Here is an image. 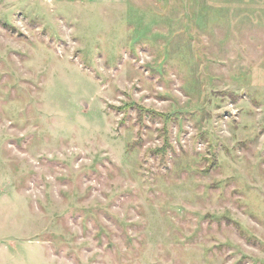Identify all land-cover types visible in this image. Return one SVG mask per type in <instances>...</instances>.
Segmentation results:
<instances>
[{
  "label": "rangeland",
  "instance_id": "rangeland-1",
  "mask_svg": "<svg viewBox=\"0 0 264 264\" xmlns=\"http://www.w3.org/2000/svg\"><path fill=\"white\" fill-rule=\"evenodd\" d=\"M0 264H264V0H0Z\"/></svg>",
  "mask_w": 264,
  "mask_h": 264
},
{
  "label": "crops",
  "instance_id": "crops-1",
  "mask_svg": "<svg viewBox=\"0 0 264 264\" xmlns=\"http://www.w3.org/2000/svg\"><path fill=\"white\" fill-rule=\"evenodd\" d=\"M83 1V0H80ZM88 2L92 3H99V4H120L122 2H125L126 0H86Z\"/></svg>",
  "mask_w": 264,
  "mask_h": 264
}]
</instances>
